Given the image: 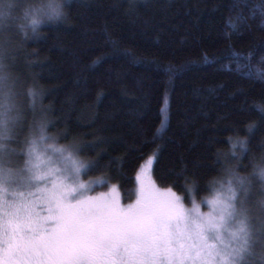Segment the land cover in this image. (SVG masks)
<instances>
[{
  "label": "trees",
  "instance_id": "obj_1",
  "mask_svg": "<svg viewBox=\"0 0 264 264\" xmlns=\"http://www.w3.org/2000/svg\"><path fill=\"white\" fill-rule=\"evenodd\" d=\"M66 11L28 39L0 37L15 57L20 141L41 119L50 136L67 131L85 146L79 160L99 161L85 180L117 186L124 203L150 156L156 184L186 203L214 194L213 180L227 184L226 168L246 177L262 163L264 0H70ZM261 198L254 183V214Z\"/></svg>",
  "mask_w": 264,
  "mask_h": 264
},
{
  "label": "snow or ice",
  "instance_id": "obj_2",
  "mask_svg": "<svg viewBox=\"0 0 264 264\" xmlns=\"http://www.w3.org/2000/svg\"><path fill=\"white\" fill-rule=\"evenodd\" d=\"M69 4L0 0V37L14 30L28 39L45 22H66ZM227 27L237 31L232 20ZM14 58L10 42L0 39V264H264V156L249 176L226 168V187L219 179L209 183L214 195L207 214L194 199L185 211L174 192L160 193L151 181L146 187L139 175V195L128 208L120 206L115 188L89 197L96 182L85 185L80 175L99 161L78 159L85 146L77 138L67 131L48 135L50 122L41 119L19 140L24 117ZM39 94L28 91L33 113ZM61 139L68 142L57 146ZM238 143L247 151L246 142ZM254 183L262 197L255 214L249 207ZM195 188L186 187V194Z\"/></svg>",
  "mask_w": 264,
  "mask_h": 264
},
{
  "label": "rangeland",
  "instance_id": "obj_3",
  "mask_svg": "<svg viewBox=\"0 0 264 264\" xmlns=\"http://www.w3.org/2000/svg\"><path fill=\"white\" fill-rule=\"evenodd\" d=\"M9 34V32H7ZM18 90V89H17ZM18 99L19 97H17V102H18ZM155 156H150L149 158H147L143 164L141 165L137 175H136V178L137 176L139 175L141 177V180H143L145 186L147 187L149 181H151V183L155 186V189L158 190V192L160 193H165L167 192L170 188H162L160 186H158L156 184V182L154 181V178H153V167H154V164H155ZM149 160H151V164L149 165ZM70 166V164H69ZM84 173L85 172H81V175H80V180L82 183H84L85 185H88L90 182H96V183H93L92 184V187H91V190L88 191L86 193L87 196L89 197H98V196H102V195H109L112 193V189L115 188L117 191H116V195L118 196V199H119V203H120V206L123 207V208H128L130 205H134L136 203V200L138 198V195H139V189H140V182L136 179V189H135V198L133 201L129 202V203H124L123 200H122V195H121V192L119 190V188L115 185H108V186H105L106 183L103 181L101 182L102 180H85L84 178ZM45 185L43 183H41L40 187H44ZM227 186V184H225V187ZM172 192H174L172 189H170ZM32 191H35V188L32 189ZM176 194V196L180 197V202L181 204L183 205L185 211H191L192 209V201L193 199L195 200V203L197 205H199V209H200V212L202 214H207L209 211H211V208L210 206L207 204V200L209 199H212L213 198V195L212 194L210 197L202 200L204 201L203 203H201V201H198L196 200L193 196L191 197V200L189 203H186L183 196L177 194L176 192H174ZM262 199V198H261ZM260 199V200H261ZM254 205H252L253 207ZM249 207H251V203L249 204ZM37 211L41 212L42 215H46V209H43L41 207H37Z\"/></svg>",
  "mask_w": 264,
  "mask_h": 264
}]
</instances>
